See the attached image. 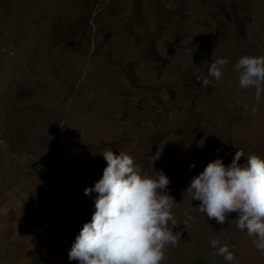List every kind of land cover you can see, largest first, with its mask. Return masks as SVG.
Here are the masks:
<instances>
[{
    "label": "rangeland",
    "instance_id": "1",
    "mask_svg": "<svg viewBox=\"0 0 264 264\" xmlns=\"http://www.w3.org/2000/svg\"><path fill=\"white\" fill-rule=\"evenodd\" d=\"M245 55L264 56V0H0V264H79L108 148L169 178L181 239L161 264H264L237 213L219 224L185 192L218 157L264 158V91L233 70Z\"/></svg>",
    "mask_w": 264,
    "mask_h": 264
},
{
    "label": "clouds",
    "instance_id": "2",
    "mask_svg": "<svg viewBox=\"0 0 264 264\" xmlns=\"http://www.w3.org/2000/svg\"><path fill=\"white\" fill-rule=\"evenodd\" d=\"M227 63L218 58L208 67L207 76L196 75L195 79L207 88L210 78L219 81ZM233 70L238 73L240 87L256 90L258 102L264 91V56H241ZM101 155L107 162L102 177L84 189L85 195L97 193L95 211L75 238L68 260L79 264H161L166 246L175 247L181 239L180 232L173 231L178 224L171 212L176 202L161 191L168 188L169 178L153 167L151 172H142L123 151L116 154L108 148ZM244 155L237 150L227 166L219 157L209 161L191 178L185 192L200 202L199 211L207 219L219 224L226 222L229 213H237V228L255 236V247L264 252V158L249 155L241 166L238 161ZM210 245H219L216 254L226 261L235 260L227 244L212 239Z\"/></svg>",
    "mask_w": 264,
    "mask_h": 264
},
{
    "label": "trees",
    "instance_id": "3",
    "mask_svg": "<svg viewBox=\"0 0 264 264\" xmlns=\"http://www.w3.org/2000/svg\"><path fill=\"white\" fill-rule=\"evenodd\" d=\"M46 167L50 169V166L52 167V164L50 162H46ZM52 170V169H51ZM55 172V169L53 168V173Z\"/></svg>",
    "mask_w": 264,
    "mask_h": 264
},
{
    "label": "water",
    "instance_id": "4",
    "mask_svg": "<svg viewBox=\"0 0 264 264\" xmlns=\"http://www.w3.org/2000/svg\"><path fill=\"white\" fill-rule=\"evenodd\" d=\"M69 45H70V46H72V45H73V43H70Z\"/></svg>",
    "mask_w": 264,
    "mask_h": 264
}]
</instances>
